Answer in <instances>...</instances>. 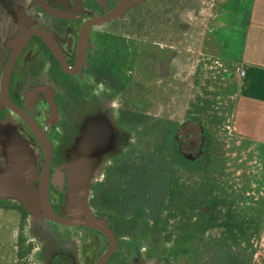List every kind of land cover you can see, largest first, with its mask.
<instances>
[{
	"label": "rangeland",
	"instance_id": "374dc122",
	"mask_svg": "<svg viewBox=\"0 0 264 264\" xmlns=\"http://www.w3.org/2000/svg\"><path fill=\"white\" fill-rule=\"evenodd\" d=\"M149 1L134 0L120 18L124 19L132 7ZM226 2H169L160 8L164 18L156 24L157 34L152 39L113 34L108 42V61L114 59V70L135 85L130 93L136 110L154 122L147 135L130 134L125 125L118 126L120 99L90 75L88 58L82 73L53 84L50 71L62 74L59 68L30 46L28 63L23 66L22 60L15 71L17 95L27 96L40 81L59 96L60 113L51 130L57 153L55 168L64 173L65 183L74 177L72 172L79 173L88 212L110 221L119 241L115 263L214 264L216 251L226 246L240 253L243 264H250L264 239V158L259 147L233 129L238 71L223 56L211 31L214 17ZM34 10L31 0H0V79L12 47L38 23ZM108 28L99 23L93 32L105 33ZM137 42L146 48L138 50ZM92 47L89 37L87 50ZM40 61L44 67L39 68ZM68 83L78 85L81 96L70 93ZM41 101L39 109L45 110ZM4 109L0 98V111ZM2 112L0 262L51 264L54 253L63 251L74 257L75 264H81L79 254L85 246L87 251L95 249H89L91 244L72 232L57 233V228L45 222L37 182L28 181L25 175L28 169L43 167L44 155L36 141L22 134V121L11 112ZM130 143L135 145L132 153L136 157L142 146L148 145L154 151L161 150L168 160L181 163L169 186L161 226L117 213L123 208L120 205L105 206L104 212H98L91 204V185L103 177L118 180L117 173L111 171L116 170L114 162H119ZM67 189L59 191L61 203L65 211L74 212L75 197Z\"/></svg>",
	"mask_w": 264,
	"mask_h": 264
},
{
	"label": "flooded vegetation",
	"instance_id": "af4514ba",
	"mask_svg": "<svg viewBox=\"0 0 264 264\" xmlns=\"http://www.w3.org/2000/svg\"><path fill=\"white\" fill-rule=\"evenodd\" d=\"M35 5V10L33 13L36 15L38 23L33 25L30 29H28L21 39L16 43L15 46L12 47L9 58L13 50L19 45L22 41L23 37L30 32L29 37L27 38L26 43L23 45L21 50L19 51L8 81L6 85V94L8 100L22 109L26 114H28L37 124V126L47 135L51 148H52V156L49 164V172H48V204L50 205L52 211L57 216L65 219V220H82V219H100L104 221L108 227L110 228L114 238H115V247L112 253L105 260L104 264H123L122 261H117L115 263L116 250L118 249L119 241L118 237L114 231L113 226L110 221L103 220L101 217H105L104 215L99 216L95 214H90L88 212L87 204L80 203L75 198V202L71 206L74 212H69L64 210V204L61 203V195L59 191L64 188H68V192L74 196V188L76 187L78 191L83 193V184L78 181L75 177L77 175L76 172H72V177H74L69 182L63 181L64 173L55 168L56 160V146L54 144V139L52 137L51 130L54 125L58 121L59 113H60V99L59 96L53 91L52 87L48 83H43L37 81L36 84L31 88L30 93L27 96L17 95L16 88L14 84H17L16 81V69L19 63L23 60V66L28 63V59L30 57L29 47L32 46L31 50L39 51L42 53V57L45 54L49 59L50 63L54 64V67L59 68L60 73L56 74L52 69L50 71V83H57L59 80L68 81L70 77H74L83 72V69L86 65L87 60V41L89 40L91 32H93V28L96 24L105 23L110 20L119 19L121 16L118 15L110 20L102 21L93 24L85 33L82 35L81 31L85 23L93 18L103 17L109 13H111L122 0H31ZM134 0H129L128 5L132 4ZM80 4V6H79ZM122 13V12H121ZM120 13V14H121ZM83 43L85 48V59L84 64L80 68V70L76 71L77 63H78V55L80 49V43ZM51 42L56 49L61 53L64 58L65 65L70 69V71L64 68L62 61L58 58L53 48L51 47ZM93 46V44H92ZM9 58L7 62L9 61ZM5 64V67L7 65ZM44 61H40V67H44ZM5 67L2 71L1 79H0V98L4 104L5 113L11 112L15 117H18L19 120L22 121L25 131L22 132L25 138L31 137L32 140L36 141L39 144L42 154L44 155V165L41 169L34 171L33 170V180L35 181L39 187V205L41 209L40 202V189L44 180L45 175V164H46V151L41 143L40 139L33 131L32 127L27 123V121L14 111L10 106L6 105L3 101L2 95V79ZM23 72V69H22ZM23 75L19 78H22ZM67 85L70 93L74 94V96H81L80 87L78 85ZM39 88V89H37ZM37 89V90H36ZM17 90L21 91V93L25 92L17 87ZM36 92L34 93V91ZM34 93V94H33ZM21 96V97H20ZM42 100H44V105L46 109H39V105L42 104ZM54 106L56 108V114L54 115ZM2 112V111H0ZM2 112V113H3ZM27 179V178H26ZM73 181V183H72ZM68 186V187H67ZM42 211V209H41ZM42 215L44 217L45 222L51 223L55 228H57V233H60L61 230H64L68 235L70 232L73 233V236L80 237L81 241L84 243L89 242L91 245L88 247L89 249H95V251H87V247L85 246L83 252L79 254V259L81 264H99L101 258L111 247L110 237L101 229L96 227H91L84 224H70L66 222H61L58 220H54L51 218H47L44 216L43 211ZM100 217V218H99ZM76 233V235H74ZM102 249L101 251H99ZM22 260V258H21ZM18 261L19 258H18ZM21 264V263H18ZM51 264H75L74 257L68 255L63 251H58L54 253Z\"/></svg>",
	"mask_w": 264,
	"mask_h": 264
},
{
	"label": "trees",
	"instance_id": "16d2710c",
	"mask_svg": "<svg viewBox=\"0 0 264 264\" xmlns=\"http://www.w3.org/2000/svg\"><path fill=\"white\" fill-rule=\"evenodd\" d=\"M169 2H175V0H151L138 4L126 12L124 19L105 22L109 31L90 34L93 47L87 53V58L91 62L89 73L97 83L108 86L119 97L121 117L117 123L119 127L121 124L125 125L124 128L130 134L139 136L150 134L151 125H154V122L152 118L146 116V113L136 110L135 97L130 93L135 85L130 79L129 81L124 79V81L114 70L116 65L114 59L111 62L108 61V42L114 38L113 34L152 39L157 34L156 24L164 18V12L160 8ZM157 6H160L159 10L153 11ZM163 36L165 35H161L162 38ZM135 45L138 46V50L142 47L146 48V44L140 42ZM124 46L127 47L121 45L122 48ZM134 147L135 145L130 143L128 150L118 157L119 162H114L116 170L111 172L117 173L119 183L111 177L105 179L103 177L91 185L93 191L91 204L98 212H104L105 206L120 205L123 208L116 210L117 213H126L132 218L140 217L148 222L153 221L156 226H161L162 210L163 205L166 204L169 186L181 163L174 159L168 160L161 150L154 151L148 145L142 146L140 156L136 157L132 153L135 150ZM107 171L106 174H109L110 170ZM216 252L213 257L214 264L244 263L241 261L240 253L230 247H221Z\"/></svg>",
	"mask_w": 264,
	"mask_h": 264
},
{
	"label": "crops",
	"instance_id": "0c3cea01",
	"mask_svg": "<svg viewBox=\"0 0 264 264\" xmlns=\"http://www.w3.org/2000/svg\"><path fill=\"white\" fill-rule=\"evenodd\" d=\"M211 31L226 60L243 71H236L233 129L259 147L264 158V0H227ZM8 253L1 254L4 260ZM251 264H264V239Z\"/></svg>",
	"mask_w": 264,
	"mask_h": 264
},
{
	"label": "water",
	"instance_id": "95a60500",
	"mask_svg": "<svg viewBox=\"0 0 264 264\" xmlns=\"http://www.w3.org/2000/svg\"><path fill=\"white\" fill-rule=\"evenodd\" d=\"M128 1L129 0H122L119 3V5L111 13H109L103 17L93 18V19L87 21L82 28V31H81L82 35H84V33L93 24L98 23V22H102V21H107V20H110V19L120 15V13L128 6ZM29 35H30V32L27 33L23 37V39L19 43V45L13 50V52L10 55L9 61L7 62V65L5 67L3 79H2L3 101L5 102L6 105L10 106L14 111H16L17 113L22 115V117L27 121V123L32 127L33 131L36 133V135L38 136V138L40 139L41 143L43 144V146L45 148V151H46L45 175H44V180H43V183H42L41 189H40L41 209L43 211L44 216H46L47 218H51L54 220L61 221V222H66V223H70V224H84V225L96 227V228L103 230L110 237V240H111L110 249L105 253V255H103V257L101 258V260L99 262V264H104L105 260L112 253V251L114 250V247H115V238H114L110 228L108 227V225L104 221H102L100 219L65 220V219L57 216L56 214H54V212L52 211L50 205L48 204V200H47V197H48V180H47V178H48V172H49V164H50L51 156H52V148H51L50 141H49L47 135L37 126L35 121L28 114H26L22 109L18 108L14 104H12L8 100V97L6 94V85H7V81H8L13 63H14L19 51L21 50L23 45L26 43ZM49 43H50L51 47L53 48L54 52L56 53V55L58 56V58L62 61L64 68L66 70L70 71V69H68V67L65 65L64 58L62 57L61 53L56 49V47L51 42H49ZM84 59H85V48H84V45L81 41L80 49H79V55H78L77 69L75 70V72L80 70V68L84 64ZM37 89H39V88H37ZM36 90L34 91V93L36 92ZM53 112L55 115L56 114L55 106H54ZM25 175H26L27 179L33 180L34 179L33 178V169H28L26 171ZM74 196L78 202H80V203L85 202V197H84L83 193L81 191H78V189L76 187L74 188Z\"/></svg>",
	"mask_w": 264,
	"mask_h": 264
},
{
	"label": "bare ground",
	"instance_id": "6f19581e",
	"mask_svg": "<svg viewBox=\"0 0 264 264\" xmlns=\"http://www.w3.org/2000/svg\"><path fill=\"white\" fill-rule=\"evenodd\" d=\"M78 181H80V179H79V173H78V176L76 175V177H75ZM81 182V181H80ZM72 183H73V181H72ZM85 191H84V189H83V195H84V197H85ZM15 195V194H14Z\"/></svg>",
	"mask_w": 264,
	"mask_h": 264
},
{
	"label": "built area",
	"instance_id": "2783aa9c",
	"mask_svg": "<svg viewBox=\"0 0 264 264\" xmlns=\"http://www.w3.org/2000/svg\"><path fill=\"white\" fill-rule=\"evenodd\" d=\"M237 71L243 74V71L240 68H237Z\"/></svg>",
	"mask_w": 264,
	"mask_h": 264
}]
</instances>
